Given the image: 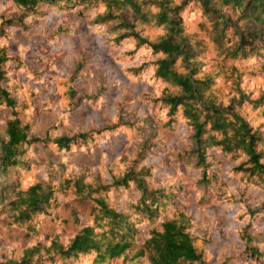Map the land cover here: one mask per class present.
Here are the masks:
<instances>
[{
    "label": "trees",
    "instance_id": "obj_1",
    "mask_svg": "<svg viewBox=\"0 0 264 264\" xmlns=\"http://www.w3.org/2000/svg\"><path fill=\"white\" fill-rule=\"evenodd\" d=\"M0 109V264H264V0H0Z\"/></svg>",
    "mask_w": 264,
    "mask_h": 264
},
{
    "label": "rangeland",
    "instance_id": "obj_2",
    "mask_svg": "<svg viewBox=\"0 0 264 264\" xmlns=\"http://www.w3.org/2000/svg\"><path fill=\"white\" fill-rule=\"evenodd\" d=\"M5 113L6 111L3 110V109H0V118L5 116ZM55 119V114L53 113H49V112H46V113H43L42 114V120H41V125H40V129L41 130H45L46 126L48 125V123H50L51 121H53ZM3 130V129H2ZM4 133V132H3ZM74 158L77 159V160H81V159H85L89 162H93L95 161L96 159V154H93L91 156H87L85 154H83L82 152H77L75 155H74Z\"/></svg>",
    "mask_w": 264,
    "mask_h": 264
}]
</instances>
